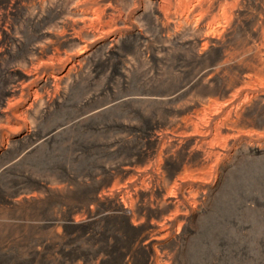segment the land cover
Returning <instances> with one entry per match:
<instances>
[{
  "label": "rangeland",
  "instance_id": "obj_1",
  "mask_svg": "<svg viewBox=\"0 0 264 264\" xmlns=\"http://www.w3.org/2000/svg\"><path fill=\"white\" fill-rule=\"evenodd\" d=\"M33 2L0 0V264H264V127L215 141L209 169L176 181L187 153L210 150L201 132L264 90L238 105L239 86L201 80L189 35H159L145 0H112L108 18ZM73 9L93 20L62 30ZM210 102L220 115L183 111ZM175 184L185 209L159 210L150 193ZM169 223L146 245L148 225Z\"/></svg>",
  "mask_w": 264,
  "mask_h": 264
},
{
  "label": "bare ground",
  "instance_id": "obj_2",
  "mask_svg": "<svg viewBox=\"0 0 264 264\" xmlns=\"http://www.w3.org/2000/svg\"><path fill=\"white\" fill-rule=\"evenodd\" d=\"M33 1L35 3V0ZM84 2L86 5L102 9L103 18H108L110 15L112 0H84ZM237 2L242 5L247 2L251 8H238L233 13L234 4ZM145 3L146 7L155 14V25L159 35L163 34L167 39L175 37L179 32L189 35V41L186 42L188 63L199 67L201 80L207 78L203 79L205 83L216 84L220 93L239 86L234 96V100L240 103L238 105L250 104L255 99L253 92L257 89L264 90V0H145ZM162 8H166L165 11ZM70 15L72 19L62 24V30L81 29L94 17L93 11L77 12L74 10L70 12ZM47 35L50 38H56L53 35ZM46 51L47 49H41L34 53L41 56ZM193 108L187 106L183 111L193 110L199 113L201 120H205L207 115L221 113L224 105L210 102L207 107H202L200 110L197 106ZM227 123H231L232 127H227ZM256 125L260 128L264 127V104L254 103L240 114H236L235 109L226 112L222 119L213 123L211 129H204L205 131L201 132V135L205 137L211 136L210 141L203 143L210 150L201 148V150H192L187 153L182 164L183 173L176 177V181L199 179L195 173L196 170L191 168L209 169V164L217 157V153L211 151L215 141L224 144L238 135L247 137L251 133L243 131L242 128ZM197 127L196 123L191 124L194 132H198ZM184 129L188 128L184 127ZM252 134L264 136V131ZM178 193L175 184L170 189L163 187L152 190L149 198L158 199L160 197V202H156L159 210L163 207H170L177 213L181 208L185 209L183 202L185 195L190 196V192L185 191V194H180L182 200H179L177 199ZM114 205L117 208L120 207L118 202ZM128 218V215H122L126 229L128 225L125 221ZM169 224L148 225L146 230L153 239L146 245L151 247L152 242L155 243L162 235V229L168 226L173 227L171 223ZM137 247H140V242L136 243L135 248Z\"/></svg>",
  "mask_w": 264,
  "mask_h": 264
}]
</instances>
